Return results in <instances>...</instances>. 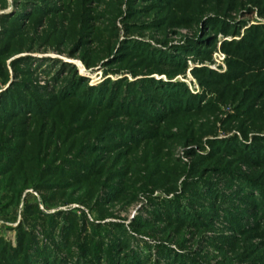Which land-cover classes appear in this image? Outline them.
I'll list each match as a JSON object with an SVG mask.
<instances>
[{"label": "rangeland", "instance_id": "1", "mask_svg": "<svg viewBox=\"0 0 264 264\" xmlns=\"http://www.w3.org/2000/svg\"><path fill=\"white\" fill-rule=\"evenodd\" d=\"M26 1L49 5L55 13L42 23L32 20L23 24L26 41L33 40V45L21 42L15 46L20 53L5 58L10 81V64L16 58H35L33 66L42 59H55L73 66L93 87L141 78L182 83L190 94L198 96L195 101L199 107L167 116L158 124L130 125L133 121L125 117L117 119L151 133L148 139L142 134L137 144L120 145L118 164L107 167V173L119 170L122 174L113 181L118 193L104 202L101 197H106V189L101 188L98 199L81 204L73 200H80L85 190L69 189L63 197L56 194L48 202V193L28 187L17 204L0 211V237L15 247V229L22 223L24 206L36 204L47 215L73 214L68 264L85 259L78 256L79 248L88 252L89 263L108 264L106 257L114 246L119 264L131 257H137L136 264H169L173 260L186 264L194 260L204 264H264V166L247 162L246 156L252 159L250 153L228 149L234 142L244 144L242 152H248L254 143L264 149V142L254 140L264 139V95L241 104L235 92L239 89L236 86H246L245 81L263 75L264 70L258 73L260 63L255 61L246 65L253 68L251 72L230 66L233 58H241L233 43L244 39L251 29L264 31V0H178L172 5L159 0H0V36L13 26L8 22L13 13L29 15L32 4ZM70 23L75 32L70 31ZM220 24L228 31L215 32L214 27ZM52 27L60 28V43L47 34ZM199 38L208 45L198 47ZM190 40L205 52L186 55L185 69H178L170 80L161 73L175 71L156 66L150 74L154 68H141L139 59L129 52L131 43H141L172 55L174 48ZM122 44L128 46L121 49ZM121 51L128 52L126 59L113 64L111 60ZM49 65L44 62L40 70ZM229 69L243 72L244 82H217L211 76H225ZM38 76L41 85L47 83L44 74ZM5 87L0 78V92ZM53 90L49 87L47 91ZM216 166L235 170L229 177L233 179L220 177ZM176 212L189 213L188 220L194 213L199 222H182L175 217ZM34 233L39 244H50L43 228L34 227ZM97 251L100 255L96 258Z\"/></svg>", "mask_w": 264, "mask_h": 264}, {"label": "trees", "instance_id": "2", "mask_svg": "<svg viewBox=\"0 0 264 264\" xmlns=\"http://www.w3.org/2000/svg\"><path fill=\"white\" fill-rule=\"evenodd\" d=\"M159 1L169 2L172 5L178 0ZM26 2L32 4V7H29V15L13 13L8 20L13 26L3 30L0 36V78L3 87L6 86L0 92V211L6 212L17 204L22 191L28 187L48 193V202H52L56 194L63 197L66 190L82 189L85 191L80 200H73L81 204H88L93 199H98L101 196V188H105L106 197H101V200L110 201L115 193H118L113 181L122 176L119 170L107 173V167H116L120 160L118 147L135 144L145 133V139L151 135L120 123L117 119L125 117L128 121H133L130 125L137 122L147 125L158 124L165 121L167 116L170 117L181 111L187 113L194 111V107H199L198 102L195 101L198 96L190 94L182 83H165L152 78H141L134 82L117 81L112 84L109 82L111 85L105 83L93 87L87 84L86 79L78 76L75 68L67 63L55 59H42L41 63L33 66L35 58L32 57H19L11 61L13 79L10 81L7 66L4 64L5 58L19 54L21 50L15 46L22 45L21 42H25L29 47L33 45L31 44L33 40L29 39V43L26 41L22 30L23 24L32 20L42 23L55 13V9L49 5ZM69 25L70 31L75 32L74 24ZM220 25L219 28L214 27L215 32L228 31L224 29V24ZM258 31L257 28L251 29L244 39L233 43L241 53V58H233L230 61L231 67L247 69L251 72L253 68H248L246 65L255 61L260 63L256 66L259 67L258 73L264 70V31ZM47 34L51 35L53 41L57 39L60 43V28L52 27V30L49 28ZM199 41L196 42L198 47L208 45L203 39L199 38ZM79 42L80 40L75 47ZM131 44L133 45L129 46V52L139 59L141 68L150 65L152 69L157 66L175 71L161 73L169 80L176 76L177 71L185 69L186 55L205 52L194 47L191 40L186 45L174 48L172 55L148 45L143 46L144 44L141 43ZM125 46L128 45L122 44L121 49ZM126 53L128 52L121 51L118 55L115 54L111 62L113 61L114 64L124 61ZM44 62H49L50 65L47 70H40ZM155 70L156 68L149 73H155ZM204 71L211 75V72ZM40 74H44L47 79L44 85L37 81ZM261 74H257L250 82L245 81L246 86L241 84L235 87V89L239 88L235 92H237L236 98L240 97L241 104L250 102L254 98L262 99L264 74ZM244 75L243 72L236 73L229 69L225 76H211L217 79V82L242 83L246 79ZM49 87L54 90L48 92ZM223 90L226 94V88ZM111 116L114 117L109 119ZM112 138H116V142H110ZM254 140L264 142V139ZM255 144L246 149L248 152H242L244 144L241 142L232 143L233 147L228 149L246 155L250 153L252 159L246 156L247 162L257 161L264 166V149ZM259 151L262 153L260 154ZM85 159L89 160V163H85L83 161ZM216 169L220 177L233 179L229 177L234 176L235 170L225 166H216ZM107 176L112 177L111 181H107ZM250 186L258 188L252 182ZM188 215L189 213L176 212L175 217L182 222H199L194 213L191 220L187 219ZM72 217L73 214L63 212L47 215L36 204H26L22 223L15 229L16 246H10L0 237V264H68V260L72 257L68 243L73 233ZM175 217L173 218L176 219ZM57 218L60 220L57 221ZM26 225L29 229L25 228ZM34 227L43 228L44 238L50 244H39ZM114 248H110L109 256L106 257L108 264L120 263H118L120 258L114 256ZM79 255L85 259L80 257L75 264H91L87 260L90 255L83 248H79ZM99 255L100 252L97 251L95 257ZM194 261L187 263L204 264ZM136 263L137 257H131L123 264ZM173 263L186 264L182 260L169 262V264Z\"/></svg>", "mask_w": 264, "mask_h": 264}, {"label": "built area", "instance_id": "3", "mask_svg": "<svg viewBox=\"0 0 264 264\" xmlns=\"http://www.w3.org/2000/svg\"><path fill=\"white\" fill-rule=\"evenodd\" d=\"M32 193V192H31ZM33 195H35L36 196V194H34L33 193ZM25 196H23V198H24ZM1 225H3V222H0V227H1Z\"/></svg>", "mask_w": 264, "mask_h": 264}]
</instances>
